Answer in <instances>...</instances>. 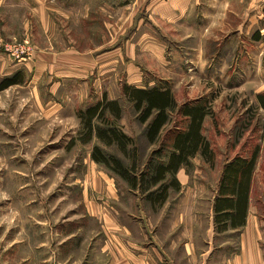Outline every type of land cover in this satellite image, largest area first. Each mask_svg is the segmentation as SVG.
<instances>
[{"label":"rangeland","instance_id":"rangeland-1","mask_svg":"<svg viewBox=\"0 0 264 264\" xmlns=\"http://www.w3.org/2000/svg\"><path fill=\"white\" fill-rule=\"evenodd\" d=\"M28 5L19 0H0V69L5 68V61L14 65L23 60L17 58L13 50L20 48L19 51L31 53L24 58H30L37 50L31 29L27 30L24 24L31 21ZM57 16L61 19L62 15ZM219 28L216 26L215 41L205 43L214 56V61L209 58L213 69L177 72L155 69L146 72V77L156 76L159 87L170 88L178 105L201 103L210 110L203 133L210 142L212 155L210 159L197 155L189 165L182 166L189 183L192 182L190 192L203 200L200 201L203 211L210 207L208 201L215 194L225 161L237 154L248 156L258 148L254 202L261 203L260 211L264 216V109L257 99L258 94L264 93V43H252V46L249 41L224 43L221 39L229 38L227 35L234 33L236 27L232 25L221 31ZM74 29L83 30V26L76 25ZM89 29L93 34L75 33L82 39L78 43L81 49L100 44L98 38L105 32L100 26L86 27L83 31L90 33ZM180 44L185 50L193 45ZM245 48L251 58L243 64L238 54ZM20 72L23 82L28 81L29 73ZM123 73L124 69H119L120 78ZM5 78L0 76V83ZM124 80L119 82L118 90L113 81L109 90L110 97L119 94L116 99L123 107L122 116L118 120L109 117L134 139L129 155L117 144L106 145L96 136L85 141L86 130L79 113L78 120L45 118L35 90L30 87L13 85L0 89V264H104L101 253L107 241L106 229L90 212L94 211L92 205L103 189V194L108 192L104 183L108 177L114 181L111 188L119 197L118 200L115 197L117 202L110 197L101 199L106 208L111 211L117 206L122 212L133 213V223L142 222L143 217L148 233L146 243L161 240L160 212L172 208L185 189L171 186L167 204L154 206L140 188H131L116 172L95 162L92 152L99 145L108 155L119 157L130 166L132 150L137 148L136 168L140 174L147 170L151 153L162 143L171 142L168 131L176 125L184 127L185 123L177 110L158 142L150 144L146 136L147 123L139 121V113L120 92L126 83ZM98 171L104 177L102 181L96 178ZM97 203L101 204L99 200ZM139 211L143 212L141 218Z\"/></svg>","mask_w":264,"mask_h":264},{"label":"crops","instance_id":"crops-1","mask_svg":"<svg viewBox=\"0 0 264 264\" xmlns=\"http://www.w3.org/2000/svg\"><path fill=\"white\" fill-rule=\"evenodd\" d=\"M19 1L29 4L31 21L24 24L27 30L31 29L37 50L18 64L3 62L5 68L0 69V76L28 72L29 80L16 86L35 90L42 114L50 121L78 120L79 110L100 101L104 93L110 97L113 81L117 90L124 79L129 85L151 88L159 85L156 76L147 79L146 72L150 70L213 69L209 58L214 56L205 43L215 41L216 26L220 31L232 25L236 27L221 42L249 41V46L264 43L253 38L257 31L264 34V0ZM58 14L62 15L61 19ZM76 25L83 26V30L103 27L105 32L98 38L100 44L81 49L78 43L82 39L75 33L93 34L94 31H76ZM180 43L193 45L185 50ZM249 54L246 48L239 52L243 64L251 58ZM119 69H124L122 78ZM118 97L119 94L110 98ZM223 167L215 194L208 201V211H203L200 205L203 200L190 192L192 182L189 183L183 168L178 170L176 177L185 193L177 197L172 208L160 212L161 240L149 243H146L148 233L143 217L142 222L135 221L134 225L133 213L122 212L117 206L111 211L106 208L103 198L110 197L117 202L115 197L118 200L119 195L113 193V180L105 178L108 192L103 194V189L97 197L101 204L96 200L92 205L94 211L90 212L106 229L107 241L102 242L101 253L103 263L264 264V216L261 203L254 202L255 177L246 224L222 233L215 230L214 201ZM96 178L102 181L104 177L99 172ZM88 179L85 178L86 184ZM142 213L139 211L140 218Z\"/></svg>","mask_w":264,"mask_h":264},{"label":"trees","instance_id":"trees-1","mask_svg":"<svg viewBox=\"0 0 264 264\" xmlns=\"http://www.w3.org/2000/svg\"><path fill=\"white\" fill-rule=\"evenodd\" d=\"M255 40H263L264 34L257 31ZM22 73L3 79L0 89L23 82ZM123 97L132 103L139 113V121L147 123L146 136L150 144L158 142L163 130L172 122L171 115L177 110L183 117L184 127L175 126L168 131L169 144L162 143L158 150L151 153L146 171L137 172L138 149L132 150V163L127 166L122 159L108 155L99 145L92 152V159L110 168L126 180L133 189L140 188L155 205H163L168 199L170 187L180 188L176 178L178 170L189 165L191 159L201 155L210 159V142L203 133L205 118L210 113L208 106L201 103L178 105L172 90L168 87L140 88L128 84L122 86ZM259 105L264 109V93L257 95ZM123 107L118 99H110L104 93L97 103L79 110L84 128L85 141L96 136L106 145L117 144L122 152L129 155V146L134 139L125 133L116 122L122 116ZM99 122V123H98ZM258 148L250 155L237 154L223 167L218 192L214 201L215 230L218 233L237 229L246 224L250 205L253 177L257 166ZM171 176V179H168Z\"/></svg>","mask_w":264,"mask_h":264},{"label":"built area","instance_id":"built-area-1","mask_svg":"<svg viewBox=\"0 0 264 264\" xmlns=\"http://www.w3.org/2000/svg\"><path fill=\"white\" fill-rule=\"evenodd\" d=\"M20 48L15 49V51L13 50L12 53H14V55L17 58H23L29 56L31 53L29 51H19Z\"/></svg>","mask_w":264,"mask_h":264}]
</instances>
